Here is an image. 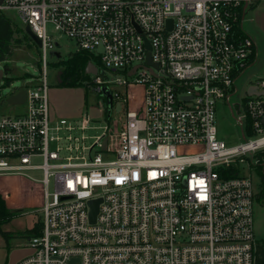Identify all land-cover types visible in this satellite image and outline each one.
<instances>
[{
  "label": "built area",
  "instance_id": "1",
  "mask_svg": "<svg viewBox=\"0 0 264 264\" xmlns=\"http://www.w3.org/2000/svg\"><path fill=\"white\" fill-rule=\"evenodd\" d=\"M261 1L4 0L0 10H15L43 51L41 77L12 102L26 111L0 113V176L39 181L44 196L39 234L14 247L32 252L15 264L257 263L248 170L264 152V78L249 83L239 105L231 100L258 55L244 19ZM50 24L90 53L98 94L107 85L122 99L119 85L128 102L129 87L141 85L139 110L128 102L123 121L101 133L88 113L54 118ZM100 67L112 77L103 79ZM219 101L243 142L219 136Z\"/></svg>",
  "mask_w": 264,
  "mask_h": 264
},
{
  "label": "rangeland",
  "instance_id": "2",
  "mask_svg": "<svg viewBox=\"0 0 264 264\" xmlns=\"http://www.w3.org/2000/svg\"><path fill=\"white\" fill-rule=\"evenodd\" d=\"M11 21L13 30L9 41V52L0 60V70H3V77L0 80V113L16 115L26 111V104H11L13 98L21 89L32 86L37 78L42 75L43 51L37 46L25 31V22L15 10H2ZM244 28L255 39L258 46V55L255 62L246 69L245 73L238 79L237 86L239 94L232 98L231 102L239 105L238 96H244L250 82L264 78V1L258 2L245 16ZM48 33L53 38L54 47L46 53L48 61V82L49 102L51 114L54 118L75 119L83 113H88L98 120L97 133L109 123L113 125L115 120L123 121L128 102L124 100L127 96L123 94V88L119 85L113 87L121 91L122 99L114 98L111 117H108L109 105L105 97L98 94L94 82L96 76L90 75L93 83L86 81L85 85L78 82L79 86H61L58 77L62 79L64 67L62 62L68 60L76 53L75 41L61 34L48 25ZM102 67H100V70ZM100 72L103 79L111 78V73ZM109 83V82H108ZM107 83V84H108ZM130 94L129 108L133 109L143 102V87L132 85L128 89ZM102 102L106 115L103 116L99 102ZM241 108L235 109V114H240ZM234 115V114H233ZM230 109L225 102H217L216 118L219 136L227 141L229 145H236L244 141L241 127L235 122ZM257 157L264 162V157L258 154ZM247 165V164H246ZM252 175L255 188L258 190L260 177L257 167L249 169ZM32 175L40 179L41 173L32 172ZM6 188L13 191L15 202L20 205L21 213L11 221L3 223L2 229L11 234L10 239H5L0 233V264H5L10 251L19 244H25L28 229L34 225L41 224L40 206L44 202L43 188L41 182L23 175H13L10 179L1 178ZM52 189V186H51ZM17 199V200H16ZM13 201V200H12ZM255 233L258 241L264 240V205L256 201L255 207ZM23 235V236H21Z\"/></svg>",
  "mask_w": 264,
  "mask_h": 264
},
{
  "label": "trees",
  "instance_id": "3",
  "mask_svg": "<svg viewBox=\"0 0 264 264\" xmlns=\"http://www.w3.org/2000/svg\"><path fill=\"white\" fill-rule=\"evenodd\" d=\"M13 30L11 29V21L0 10V60L5 58L4 56L9 52V41L11 39ZM91 60V55L87 51H80L74 53L68 60L62 62L64 70L62 72V82L59 83L61 86H79L78 82L85 85L84 82L90 80V75L86 72L88 63ZM102 95V93H100ZM264 157V152L259 153ZM257 170L260 177L259 188L257 190V199L264 205V162L261 161L257 166ZM21 211L14 210L8 207L6 200L0 193V233L5 239H10L12 236L8 231L2 229L3 223L11 221L14 217L19 215ZM41 224L34 225L28 229V235L25 237H32L39 234ZM23 236V235H21ZM257 263L264 264V240L258 241L257 252H256ZM8 262V258H7ZM6 262V264H7Z\"/></svg>",
  "mask_w": 264,
  "mask_h": 264
},
{
  "label": "water",
  "instance_id": "4",
  "mask_svg": "<svg viewBox=\"0 0 264 264\" xmlns=\"http://www.w3.org/2000/svg\"><path fill=\"white\" fill-rule=\"evenodd\" d=\"M3 3H4V0H0V5H2ZM171 22L172 21L169 20V23H171ZM25 31L30 36V38L34 41V43L41 48L42 47V40L40 38H38V36L32 31V29L29 25L25 26ZM148 46L150 48V45H148ZM148 59L149 60L151 59L150 54L148 55ZM86 72L88 74H93V75L99 74V70H98L97 66L92 62L88 63L87 68H86ZM3 74H4L3 70H0V80L3 77ZM58 82H62L60 77H58ZM102 96L105 97L108 101V105H109L108 117L110 118L111 114H112V109H113V94H112V91L109 88V86H107V85L102 86ZM25 97H26V92L23 91L20 95L14 96L12 99H10V101L11 102L20 101V100L25 99ZM98 202H99V200H93L90 202V204H91L90 220L92 222H94L95 218H96V214L98 211ZM31 252H32L31 250L25 249V248H14L10 251V253L8 255L7 264H15L18 260H20L21 258L30 254Z\"/></svg>",
  "mask_w": 264,
  "mask_h": 264
},
{
  "label": "crops",
  "instance_id": "5",
  "mask_svg": "<svg viewBox=\"0 0 264 264\" xmlns=\"http://www.w3.org/2000/svg\"><path fill=\"white\" fill-rule=\"evenodd\" d=\"M23 91H25V90L24 89L19 90L15 96L20 95ZM129 100H130V94H128V102H129ZM9 103L15 104V103H12L10 100H9ZM22 104H26V103H22ZM26 106H27V104H26ZM140 107H141V105L138 106V107H136V108H133L132 110H139ZM11 176H13V175H3V176H0V193L4 197V199L6 200V203H7V205H8L9 208L14 209V210H18L21 207H20V205L17 202H15V199L13 198V191L11 189L6 188L4 186V184H3V180L1 181V178L6 177V179H10Z\"/></svg>",
  "mask_w": 264,
  "mask_h": 264
}]
</instances>
